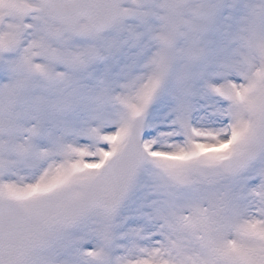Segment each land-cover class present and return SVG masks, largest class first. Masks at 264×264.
<instances>
[{"label":"snow or ice","instance_id":"1","mask_svg":"<svg viewBox=\"0 0 264 264\" xmlns=\"http://www.w3.org/2000/svg\"><path fill=\"white\" fill-rule=\"evenodd\" d=\"M0 264H264V0H0Z\"/></svg>","mask_w":264,"mask_h":264}]
</instances>
